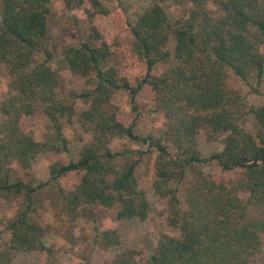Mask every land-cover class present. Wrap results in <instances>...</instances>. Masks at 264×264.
Here are the masks:
<instances>
[{
  "label": "trees",
  "instance_id": "trees-1",
  "mask_svg": "<svg viewBox=\"0 0 264 264\" xmlns=\"http://www.w3.org/2000/svg\"><path fill=\"white\" fill-rule=\"evenodd\" d=\"M62 1L68 10L87 9L90 18L87 39L64 52L85 86L64 95L62 74L43 46L53 0H1L0 68L10 76V93L0 96V264H60L30 213L37 190L49 183L33 185L35 163L49 151L67 149V140H40L29 121L42 113L62 136L63 126L74 124L79 101L87 105L79 119L91 139L77 160L53 175L61 212L96 204L115 208L118 220L145 224L153 193L164 205L162 222L177 230L159 233L148 251L124 247L116 228H97L89 263L264 264V102L253 104L229 83L231 71L246 82L264 75V0H144L135 22L120 0L114 6L102 0ZM169 2L190 4L188 13L172 18L163 6ZM104 18L110 19L111 32L100 25ZM126 30L133 35L128 41L120 37ZM171 40L174 53L161 52ZM39 51L45 59L34 64ZM115 55L129 67H119ZM164 57L170 63L157 71ZM130 66L145 71L133 75ZM141 91L166 121L158 137L141 138L137 117L123 115L116 103L126 92L135 111ZM251 114L260 133L241 125ZM221 136L223 148L204 156L201 140ZM127 138L155 148L151 186L137 175L148 150L118 149ZM212 161L222 175L207 169ZM11 164L28 180L16 178ZM11 196L21 198L12 216L5 204Z\"/></svg>",
  "mask_w": 264,
  "mask_h": 264
},
{
  "label": "rangeland",
  "instance_id": "rangeland-1",
  "mask_svg": "<svg viewBox=\"0 0 264 264\" xmlns=\"http://www.w3.org/2000/svg\"><path fill=\"white\" fill-rule=\"evenodd\" d=\"M102 1L108 6L116 4V0ZM120 2L123 4L132 22L137 20L145 8L144 0H120ZM163 6L172 18L177 15L187 14L190 8V4L177 6L170 2ZM1 13L2 2L0 0V17ZM100 25L108 32L112 31L110 19H101ZM89 28L90 18L87 9L82 11L68 10L62 0H53V13L49 19V34L43 46H47L52 52L51 66L62 74L60 92L63 95L67 94L70 90H81L85 86V81L71 72L64 52L67 46L85 41L89 35ZM120 37L122 40L128 41L132 39L133 35L130 30H126L120 33ZM167 51H170L171 54L174 53L173 40L161 52L165 53ZM113 58L119 67H129L125 58L118 55H115ZM44 59L45 54L39 51L35 56L34 64H38ZM170 60L171 58L164 57L155 69L157 71L165 70ZM130 68V73L133 75H141L145 71L143 66H130ZM9 82L10 76L5 68H0V96L10 93ZM229 83L232 87L240 89L244 94L248 95L253 104L259 105L264 102V75L261 80L252 75L249 81L246 82L231 71ZM115 100L123 115L128 116V118L137 117L136 133L141 138L149 135L158 137L165 131V119L155 111L154 102L144 92L141 91L137 94V109L135 111L131 107L128 93H119ZM77 107L78 113L73 126L65 124L62 136L57 133L50 118L42 113H38L29 121L38 139L61 143L67 140V149L49 151L35 163L36 172L35 183L33 185L37 186L47 181L49 183L37 190L36 204L30 213L31 220L41 231H44V239L53 247L60 264H92L87 261V257L92 249L97 228L111 227L118 229L122 236L124 247L130 246L148 251L154 249L159 233H175L177 230L162 222L160 212L164 208V205L153 193L149 196L152 202L151 214L145 224L136 220H118L115 208H104L96 204L88 205L65 214L61 212V205L57 199L56 188L52 180L53 175L62 165L71 160H77L80 147L91 139V135L85 132L79 119L80 112L87 105L79 101ZM241 125L254 134L260 133L252 114L246 116ZM261 133L263 134V132ZM221 135L223 136V134ZM222 136L220 140L214 142H207L205 138L201 140V149L204 156H209L212 151L223 148ZM138 148L148 150V152L137 169V175L142 177L151 186L155 178L153 172L155 148H151L148 143L143 142L140 138L137 140L124 139L118 147V149ZM11 169L16 178L28 180V177L19 165L11 164ZM207 169L218 175L223 174L215 161L209 162ZM20 202L21 198L19 196H11L5 201L7 212L10 216L14 215ZM9 237L10 234L8 232L5 233V239H9ZM30 259H32V256L27 258L28 261Z\"/></svg>",
  "mask_w": 264,
  "mask_h": 264
}]
</instances>
